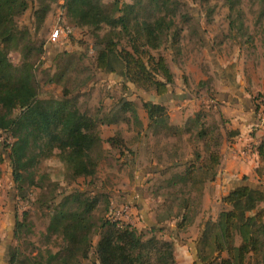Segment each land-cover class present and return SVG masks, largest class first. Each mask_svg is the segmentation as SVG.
Masks as SVG:
<instances>
[{"label":"rangeland","instance_id":"1","mask_svg":"<svg viewBox=\"0 0 264 264\" xmlns=\"http://www.w3.org/2000/svg\"><path fill=\"white\" fill-rule=\"evenodd\" d=\"M102 2L118 17L115 4L121 8L134 0ZM0 3L10 19L29 28L38 46L44 45L42 53L32 56L37 64L39 97L77 96L75 106L95 123L102 138L101 147L93 153L98 165L93 177L75 179L68 159L54 149L40 157L32 169L33 183L24 174L18 184L10 156L15 139L0 130V264H12L13 255L14 264H100L96 245L106 220L131 225L145 239L154 236L171 241L177 264H194L206 223L230 210L223 203V194L228 192H210V200L205 202L204 188L209 182L173 186L171 180L183 175L189 163L198 166L199 157V162L207 163L210 136L203 139L200 133L212 129L213 122L221 124L224 132L230 130L231 120L223 114L224 107L246 114L240 122H255L247 134L253 145L249 149L252 163H247L250 169L244 163L248 173L237 178L264 192V161L258 156L264 136V0H144V15L174 23L162 36L159 49L138 39L137 31L76 26L67 17L62 0L46 1L51 11L37 31L34 12L41 7L38 0ZM177 33L178 44L174 40ZM106 40H114L119 52H133L138 47L149 68L150 58L163 57L174 76L168 93L158 96L154 89L135 86L123 75L121 63L116 64V74L98 70V50ZM24 54L23 50H11L8 57L20 66ZM122 100L134 103L137 118L130 112L120 115L119 124H102L118 114ZM146 103L165 106L166 122L173 129H149ZM109 138L119 143L113 146ZM78 193L98 201L91 215L92 245L88 258L68 261L64 259L68 243L62 235L50 234L48 228L65 197ZM184 216L186 224L179 228ZM259 260L264 264V254Z\"/></svg>","mask_w":264,"mask_h":264},{"label":"trees","instance_id":"2","mask_svg":"<svg viewBox=\"0 0 264 264\" xmlns=\"http://www.w3.org/2000/svg\"><path fill=\"white\" fill-rule=\"evenodd\" d=\"M38 1L41 7L34 12L38 22L36 31L51 11L47 0ZM143 1L124 3L121 8L116 3L118 17L105 9L102 0H64V6L67 17L78 27L98 31L106 25L121 27L122 31L129 33L137 31L138 39H142L151 49H159L162 36L171 30L174 23L164 18L151 20V15L143 13ZM150 1L158 3V0ZM179 37L178 33L175 34L177 44L180 42ZM32 38L29 28H21L10 19L0 3V130L10 132L15 139L10 156L16 183L23 181L24 174L33 183L32 169L40 157L54 149H59L62 156L68 159L69 170L75 179L93 177L98 168L93 153L102 143L96 131L97 126L75 106L77 96L65 93L59 99L39 97L37 64L32 61V56L37 52L42 53L44 45L38 46ZM104 43V48L98 50L96 58L98 70L105 74H116V64L121 63L123 75L135 86L154 89L158 96L168 93L169 86L174 84V76L163 57L158 60L150 58L152 68H149L144 62V52H140L138 47H134L133 52H119L114 40ZM11 50L25 52L22 65H14L9 60ZM145 107L151 121L149 129H173L166 122L168 115L165 106L146 103ZM130 112L137 115L134 103L122 100L118 114L102 124H119L120 115ZM192 123L196 126L200 124ZM238 134L234 130L224 132L221 124L213 122L212 129L200 133L203 139L210 136L207 163L199 162L201 157L198 166L189 163L185 173L172 179L171 185L183 183L197 186L200 183L204 186L215 181L223 161L222 147ZM108 142L113 146L119 143L114 138H109ZM258 155L264 161V136ZM2 161L3 156L0 154V163ZM18 188L22 189V186ZM97 203V200L84 199L80 193L66 196L52 217L48 232L62 235L68 243L64 259L69 261L73 257H89L92 245L90 236L94 229L91 215ZM223 203L230 210L222 211L216 221L206 223L198 240V259L194 264H213L216 261L217 264H259L260 256L264 254V208L260 207L264 204V192L248 185L240 186L231 190L223 198ZM186 221L184 216L179 228H183ZM237 239H240V244H237ZM96 254L100 264H177L173 242L154 236L145 239L135 227L119 221L106 220L102 223ZM13 258L12 264L15 263V255Z\"/></svg>","mask_w":264,"mask_h":264},{"label":"crops","instance_id":"3","mask_svg":"<svg viewBox=\"0 0 264 264\" xmlns=\"http://www.w3.org/2000/svg\"><path fill=\"white\" fill-rule=\"evenodd\" d=\"M62 1L64 5L65 2L64 0ZM223 114L231 120L230 131H238L239 134L232 138L230 142H226L223 145L226 146V150L224 147H222L223 161L220 166L221 168L219 169L218 176L215 181L209 182L208 185H206V188H204L205 202L210 200V192L215 193L220 191L221 193L222 190H226L228 193L223 194L226 196L231 190L240 186H244L241 183L242 181L238 180L237 177L239 174L242 175V173H248V170L245 171V169L242 167L245 165L244 163H246L247 166L249 165L248 169H250L251 165L247 163H252L249 162L251 156V151L249 149L252 148L253 145L247 138V134L252 131V126L255 122H240L239 120H245L246 114H243V112L239 110L234 111L230 107H224ZM252 119H254V116H252ZM250 139L252 138L250 137ZM234 159L236 160L234 161Z\"/></svg>","mask_w":264,"mask_h":264},{"label":"built area","instance_id":"4","mask_svg":"<svg viewBox=\"0 0 264 264\" xmlns=\"http://www.w3.org/2000/svg\"><path fill=\"white\" fill-rule=\"evenodd\" d=\"M60 29H61V27H60ZM65 30H66L68 33H72V30L69 29V28H65Z\"/></svg>","mask_w":264,"mask_h":264}]
</instances>
